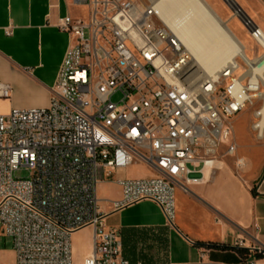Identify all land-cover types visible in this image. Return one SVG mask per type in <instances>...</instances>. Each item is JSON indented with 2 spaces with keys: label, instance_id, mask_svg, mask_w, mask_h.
Masks as SVG:
<instances>
[{
  "label": "built area",
  "instance_id": "2783aa9c",
  "mask_svg": "<svg viewBox=\"0 0 264 264\" xmlns=\"http://www.w3.org/2000/svg\"><path fill=\"white\" fill-rule=\"evenodd\" d=\"M72 1L88 13L60 22L72 45L50 105L0 114V235L13 238L11 264H76L72 236L89 226L94 252L84 264H133L118 231L106 225L100 168L106 177L135 162L153 170L151 177L116 179L121 198L113 206L152 200L174 225L175 192L187 190L188 164L217 156L233 136L235 116L254 109L253 129L264 139V78L254 69L260 62L239 54L202 76L158 16L156 0ZM240 13L264 51L263 29ZM11 92L0 82V97ZM236 149L230 143L227 152ZM245 165L238 157L236 168ZM23 168L29 177H16ZM250 250L264 255V245Z\"/></svg>",
  "mask_w": 264,
  "mask_h": 264
},
{
  "label": "crops",
  "instance_id": "0c3cea01",
  "mask_svg": "<svg viewBox=\"0 0 264 264\" xmlns=\"http://www.w3.org/2000/svg\"><path fill=\"white\" fill-rule=\"evenodd\" d=\"M244 1L264 31V0ZM81 8L72 0H0V82L12 87L10 98L0 97V114L50 105L72 45L71 35L60 28V22L67 15L79 18ZM254 122L255 118L252 135L240 132L237 139L234 130L212 161L188 164L187 190L177 187L175 192L174 225H169L162 208L152 200L120 209L113 206L121 198L116 179L153 176L146 165L135 162L112 177L99 179L105 222L118 231L124 258L133 264H245L251 260L264 264V255L250 250L264 245V139L258 138ZM230 143L237 147L233 155L227 152ZM238 157L246 162L240 171ZM94 237L91 226L73 234L76 264H84L93 255Z\"/></svg>",
  "mask_w": 264,
  "mask_h": 264
},
{
  "label": "bare ground",
  "instance_id": "6f19581e",
  "mask_svg": "<svg viewBox=\"0 0 264 264\" xmlns=\"http://www.w3.org/2000/svg\"><path fill=\"white\" fill-rule=\"evenodd\" d=\"M228 2L234 5V1ZM154 8L162 22L190 52L200 75H214L239 54L248 57L244 43L206 0H156ZM236 14H241L239 8ZM259 40L264 46V36ZM247 61L260 62L254 69L264 78V51ZM261 125L264 128V120Z\"/></svg>",
  "mask_w": 264,
  "mask_h": 264
},
{
  "label": "rangeland",
  "instance_id": "374dc122",
  "mask_svg": "<svg viewBox=\"0 0 264 264\" xmlns=\"http://www.w3.org/2000/svg\"><path fill=\"white\" fill-rule=\"evenodd\" d=\"M232 1H234L233 6H231L228 0H206L212 10H214V12L222 18L223 22L230 26L231 30L235 33V35H237L239 39L244 43L247 50V56L251 59H254L263 50L251 38L249 32L244 26L242 18L236 14V10L239 8L242 11L243 16L250 17L256 22L255 15L250 11L244 0ZM81 9L83 15H87L88 8L82 7ZM115 100H117V98H115ZM253 111L254 109L250 107L246 111L241 112L232 119L237 139L238 133L240 132H245L250 135L253 134V131L251 129V124L254 119ZM29 175V171L24 168L16 173V177L20 178H27L29 177ZM98 175L100 178L103 176V171L101 168L98 171ZM15 261L16 251L13 247V238L8 235H0V263L11 264Z\"/></svg>",
  "mask_w": 264,
  "mask_h": 264
},
{
  "label": "trees",
  "instance_id": "16d2710c",
  "mask_svg": "<svg viewBox=\"0 0 264 264\" xmlns=\"http://www.w3.org/2000/svg\"><path fill=\"white\" fill-rule=\"evenodd\" d=\"M241 252L244 253V254H247L246 250L241 249Z\"/></svg>",
  "mask_w": 264,
  "mask_h": 264
}]
</instances>
